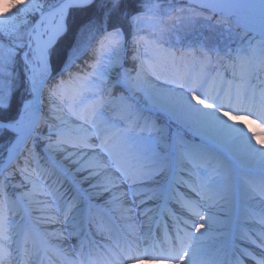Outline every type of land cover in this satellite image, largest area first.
<instances>
[{"label":"snow or ice","instance_id":"snow-or-ice-1","mask_svg":"<svg viewBox=\"0 0 264 264\" xmlns=\"http://www.w3.org/2000/svg\"><path fill=\"white\" fill-rule=\"evenodd\" d=\"M261 135L264 0H14L0 264H264Z\"/></svg>","mask_w":264,"mask_h":264},{"label":"trees","instance_id":"trees-1","mask_svg":"<svg viewBox=\"0 0 264 264\" xmlns=\"http://www.w3.org/2000/svg\"><path fill=\"white\" fill-rule=\"evenodd\" d=\"M14 0H10V2L7 4H11L13 3ZM5 8L3 10H0V12L4 11ZM66 49L64 48V45L61 46V53L60 55H58L57 57L54 58V68L56 69V75L57 77L59 76L60 74V70L64 67V60H65V56H64V51ZM86 60H89V57L86 55L84 57H82L81 59L77 60L73 66L69 69V71L75 73V72H78V71H81V70H86V67H85V61ZM90 62V61H89ZM67 75L68 73L65 72L64 73V77L65 79H67Z\"/></svg>","mask_w":264,"mask_h":264},{"label":"bare ground","instance_id":"bare-ground-1","mask_svg":"<svg viewBox=\"0 0 264 264\" xmlns=\"http://www.w3.org/2000/svg\"><path fill=\"white\" fill-rule=\"evenodd\" d=\"M237 123L244 127L245 131L251 129L252 131H255L258 134L260 133V129L257 128V122L253 123L252 120H250L249 118L241 117ZM249 134H251V132ZM261 139H264V135H261ZM71 243L74 244L75 240L73 239Z\"/></svg>","mask_w":264,"mask_h":264},{"label":"rangeland","instance_id":"rangeland-1","mask_svg":"<svg viewBox=\"0 0 264 264\" xmlns=\"http://www.w3.org/2000/svg\"><path fill=\"white\" fill-rule=\"evenodd\" d=\"M9 2H10V0H0V10H3ZM165 2H166V0H165ZM174 2L177 5H183L186 2V0H174ZM249 119L252 120V118H250V117H249ZM17 179H19V177H17ZM71 241H69V243H71Z\"/></svg>","mask_w":264,"mask_h":264}]
</instances>
